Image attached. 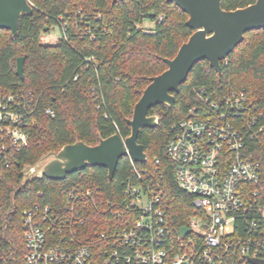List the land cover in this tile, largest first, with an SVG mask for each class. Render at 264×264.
<instances>
[{"label": "trees", "instance_id": "trees-1", "mask_svg": "<svg viewBox=\"0 0 264 264\" xmlns=\"http://www.w3.org/2000/svg\"><path fill=\"white\" fill-rule=\"evenodd\" d=\"M29 1L33 13L20 17L17 36L0 30V92L31 91L38 100L26 130L28 145L6 155L8 166L0 163V264H25V209L35 204L60 206L72 188L98 189L96 196L118 199L128 181H137L124 157L112 181L106 169L86 168L63 181L32 179L16 194L24 182L22 170L43 155L77 141L95 146L114 134L122 139L129 136L128 120L143 90L152 77L166 70L164 59H172L193 33L185 25L187 15L166 0ZM255 1L221 0V8L236 10ZM60 19L66 23L64 37L55 45L42 44L40 36ZM145 19L154 22L153 29L141 27ZM18 57H24L23 81L15 73ZM220 66L217 74L207 61L195 64L174 94V107L149 109L148 115L157 116L158 124L138 133L137 143L142 145L146 161L136 167L158 171L166 217L173 228L187 226L194 207L192 198L177 185L175 164L167 157L166 146L173 126L188 119L191 110L204 107L194 90L204 89L212 99L242 92L264 125V29L246 33ZM45 108L54 116L45 115ZM248 145L250 155L260 161L264 177V137ZM105 219L91 214L82 237H96L103 231Z\"/></svg>", "mask_w": 264, "mask_h": 264}, {"label": "built area", "instance_id": "built-area-1", "mask_svg": "<svg viewBox=\"0 0 264 264\" xmlns=\"http://www.w3.org/2000/svg\"><path fill=\"white\" fill-rule=\"evenodd\" d=\"M54 27L64 37L66 23L60 19ZM48 39L49 32L39 38L42 44ZM194 93L204 107L173 126L166 146L177 185L192 198L188 234L181 237L167 220L158 171H140L127 156L137 181H128L118 199L72 188L60 206L35 204L22 212L25 264L264 263V177L248 145L264 137L260 114L242 92L217 99L204 89ZM37 103L31 91L0 92L3 165L8 153L28 145L26 130ZM43 112L54 116L50 108ZM91 214L107 221L86 240L83 227Z\"/></svg>", "mask_w": 264, "mask_h": 264}, {"label": "water", "instance_id": "water-1", "mask_svg": "<svg viewBox=\"0 0 264 264\" xmlns=\"http://www.w3.org/2000/svg\"><path fill=\"white\" fill-rule=\"evenodd\" d=\"M117 1L113 0V3ZM166 1L187 15L185 25L193 33L172 59H164L166 70L152 77L143 90L128 120L130 135L122 139L114 134L101 139L95 146L77 141L63 146L58 152L43 155L33 166L22 170L20 176L24 182L16 194L32 179L63 181L68 175L86 168H104L109 181H112L118 162L127 156L134 163L143 164L146 155L142 145L137 143L138 133L143 128L152 130L158 124L157 116L148 115L149 109L158 105L173 108L174 94L179 93L195 64L207 61L209 67L219 74L221 61L243 41L244 35L264 29V0H256L251 5L231 11L221 8V0ZM32 13L27 0H0V30H7L16 37L20 17ZM23 63L24 57L16 59L15 73L22 81ZM179 234L184 237L188 230L182 227Z\"/></svg>", "mask_w": 264, "mask_h": 264}, {"label": "rangeland", "instance_id": "rangeland-1", "mask_svg": "<svg viewBox=\"0 0 264 264\" xmlns=\"http://www.w3.org/2000/svg\"><path fill=\"white\" fill-rule=\"evenodd\" d=\"M155 26L154 22H151L148 19H145L142 23V28L144 29H153ZM60 37V30L57 27H52L51 30L49 31V44L55 45L58 42V39Z\"/></svg>", "mask_w": 264, "mask_h": 264}]
</instances>
